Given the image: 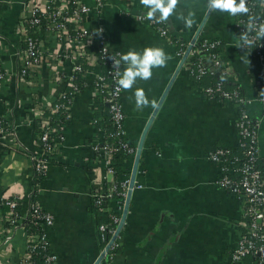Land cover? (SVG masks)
Instances as JSON below:
<instances>
[{
    "label": "crops",
    "instance_id": "1",
    "mask_svg": "<svg viewBox=\"0 0 264 264\" xmlns=\"http://www.w3.org/2000/svg\"><path fill=\"white\" fill-rule=\"evenodd\" d=\"M27 1L6 0L0 5V68L9 74L0 79V264H21L25 254L27 231L8 228V208L2 201L17 197L19 209H28L34 191L29 154L38 148V120L61 89H66L60 72L70 68L53 58L58 42L46 35V59L30 66L27 76L17 75L15 31ZM107 3L100 22L112 51L121 57L130 49L142 52L146 47H161L171 59L165 67L153 68L151 79H138L131 90H123L125 137L135 154L125 157L114 172H106L91 149L99 136L93 120L104 127L106 123L104 104L95 94V75L102 69L94 66L83 75L68 107L64 140L35 187L36 201L53 218L45 233L55 264H93L100 255L98 224L110 213L119 214L120 203L111 199L107 213H98L91 197L94 182L131 178L137 146L151 117L112 264H253L251 257L231 260L241 232L242 206L217 185L219 167L207 158L217 147H238L237 106L207 98L203 87L212 82H206L210 77L197 82L184 65L178 68L180 60L175 55L178 42L194 34L221 39L223 58L234 73L229 88H238L252 100L247 111L259 120L258 144L264 157V115L255 100L260 65L254 55L239 49L234 16L210 12L207 0H180L175 14L159 22L168 31L164 37L149 22L137 20L148 11L140 0ZM189 12L195 14L191 28L177 18ZM96 22L91 15L85 25ZM121 62L123 72L127 65ZM137 88L149 100L142 110L136 108ZM124 206L125 202L121 217Z\"/></svg>",
    "mask_w": 264,
    "mask_h": 264
},
{
    "label": "built area",
    "instance_id": "2",
    "mask_svg": "<svg viewBox=\"0 0 264 264\" xmlns=\"http://www.w3.org/2000/svg\"><path fill=\"white\" fill-rule=\"evenodd\" d=\"M6 0H0V5ZM27 9L16 25L17 75L23 78L29 73L32 65H39L46 59L47 48L45 36L48 40L58 42L53 58L59 65L68 64V70H62L60 76L66 87L61 89L52 100L47 112L38 120L39 134L35 152H30L33 178L42 177L47 169L49 158L58 151L64 140L62 129L69 119L68 107L73 97L67 94V87L78 92L82 77L94 66L102 70L95 75V94L102 96V103L107 108L110 133L98 120H93L99 136L91 143V149L98 162H102L106 172H114L111 158L114 153L123 152L126 157H133L135 147L125 137L124 112L121 103L123 89L117 84L119 77L114 61L120 60V53L112 51L107 41L106 32L100 22L107 0H94L89 5L83 0H29ZM250 9L247 15L234 16V26L237 35V45L243 52L256 57L260 65L259 79L256 82L255 100L260 104L264 115V39L257 38L255 32L249 33L253 41L250 46H243L240 35L246 31L247 24L253 18L257 23H264V0H248ZM94 15L95 25H85L87 18ZM140 22H149L162 36L168 37L167 29L156 20H149L145 15H138ZM192 38L186 42H178L175 55L189 74L197 82H203L206 77L216 75V80L203 87L205 96L211 100H223L236 104L238 117L235 123L238 136L239 154L232 153L228 147H217L207 154L208 160L219 167L220 176L217 185L233 194L241 203L242 219L241 232L236 247L231 253V260L242 262L245 257H251L253 264H264V157L260 153L258 144L259 120L250 117L247 106L251 99H247L238 88H228L227 84L234 73L222 55V41L218 38ZM46 55V56H45ZM195 58L194 61L192 59ZM119 71L122 73V62ZM9 75L0 68V79ZM76 76L80 77V84L75 83ZM62 112L63 119L60 131L55 132L53 116ZM1 124V121H0ZM130 179L107 183L94 182L91 194L93 206L100 214L108 211V202L117 199L120 203V213H110L98 224L99 240L102 243L103 256L98 264H112V258L118 249L117 237L105 250L106 245L114 235L121 220L123 203L126 200ZM135 180L133 181V187ZM132 187V188H133ZM33 191L31 193V198ZM2 204L8 208L5 222L8 228L35 225L38 233L27 232L28 241L21 264H33L32 255L36 249L49 248V241L45 229L53 222L49 212L44 210L37 201H31L24 212L19 209L20 201L17 197L6 198ZM54 253L47 254L41 264H55Z\"/></svg>",
    "mask_w": 264,
    "mask_h": 264
},
{
    "label": "clouds",
    "instance_id": "3",
    "mask_svg": "<svg viewBox=\"0 0 264 264\" xmlns=\"http://www.w3.org/2000/svg\"><path fill=\"white\" fill-rule=\"evenodd\" d=\"M180 0H140V4L148 9L146 16L149 20L166 22L175 14ZM207 8L210 12L219 11L231 16L247 15L250 12L248 0H207ZM194 13L189 12L185 17L182 13L177 16L182 20L185 27L191 28L195 23ZM255 32L257 38L264 39V23H257L253 18L247 24L246 31L240 35L243 46H250L253 41L249 39V33ZM171 57L161 47H146L142 52L130 49L122 54L120 60L114 61L113 66L117 69V84L123 90H131L138 79H151L153 68L165 67ZM123 61L127 67L121 73L120 63ZM137 109L148 106L149 100L142 88H137L135 93ZM154 103V102H153Z\"/></svg>",
    "mask_w": 264,
    "mask_h": 264
},
{
    "label": "trees",
    "instance_id": "4",
    "mask_svg": "<svg viewBox=\"0 0 264 264\" xmlns=\"http://www.w3.org/2000/svg\"><path fill=\"white\" fill-rule=\"evenodd\" d=\"M194 60H195V58L192 59V61H194ZM214 80H216V75L208 78L206 80V82H209V81H212L213 82ZM80 82H81L80 81V77L79 76H76L75 83L78 85V84H80ZM227 87L229 88L230 87V84H227ZM67 94L70 97H72L73 94H74V91H72V89L70 87H67ZM98 97L102 101V96H98ZM103 109L105 111L104 113H106L105 130H106V133H110V131H111L112 128H111V125H110V122H109L107 108H106L105 105H104V108ZM45 115H49V113L46 111L45 112ZM53 119H54L53 127L55 128V132H58V131H60V124H61L62 119H63L62 112L56 113L53 116ZM231 151H232V153H235V154H239L240 153L239 147H236L235 149H232ZM125 157L126 156H125V154L123 152L114 153V155L112 156V163H111L112 167L113 168H116L117 167L116 165H118L120 162L124 161V158ZM37 182H38L37 179L34 180V191H33V195H32L31 201H36L35 196H36L37 189L35 190V187L37 185ZM25 229H26L27 232H32V233H38L40 231L39 227H37L35 225H30V224L26 225ZM49 253H51V250L48 247L45 248V249H43V248L36 249L35 253L32 255L33 264H41V262L44 259V257L47 254H49Z\"/></svg>",
    "mask_w": 264,
    "mask_h": 264
},
{
    "label": "water",
    "instance_id": "5",
    "mask_svg": "<svg viewBox=\"0 0 264 264\" xmlns=\"http://www.w3.org/2000/svg\"><path fill=\"white\" fill-rule=\"evenodd\" d=\"M196 36H197V34L194 36L193 40L196 38ZM189 48H190V46L188 47V49H187L185 55L183 56V58L180 60L178 68H180L182 66V63H183V61H184V59L186 57V54H187ZM151 120H152V117L147 122V124H146V126H145V128H144V130H143V132L141 134L138 146H137L136 155H135L134 164H133V169H132L131 178H130V183H129V189H128V192H127V197H126V200H125V206H124V210H123V214H122L121 220H120V222H119V224H118V226L116 228V231H115L114 235L112 236V238L109 241V243L106 245L105 250L108 249L109 245L117 237V235L119 234V231L121 229V226H122V224L124 222L126 211H127L128 200H129L130 193L132 191L133 181H134L135 173H136V170H137V165H138V161H139V155H140L143 139L145 137L146 131H147L148 127H149V124H150ZM102 256H103V252L100 253V255L98 256V258L95 260V262L93 264H98L100 262Z\"/></svg>",
    "mask_w": 264,
    "mask_h": 264
}]
</instances>
